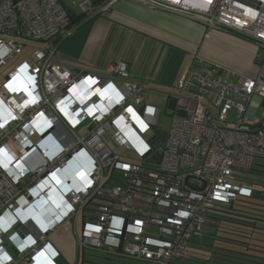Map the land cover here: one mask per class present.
I'll return each mask as SVG.
<instances>
[{"label": "built area", "instance_id": "2783aa9c", "mask_svg": "<svg viewBox=\"0 0 264 264\" xmlns=\"http://www.w3.org/2000/svg\"><path fill=\"white\" fill-rule=\"evenodd\" d=\"M136 1L249 40L255 75L196 54L176 81L180 113L162 135L159 109L127 79L124 61L102 72L59 61L61 40L80 23L70 9L93 13L92 0H0V66L32 48L0 81V264H58L49 236L64 223L78 258L92 250L177 264L191 237L208 231L210 211L251 193L240 173L264 159V111L255 114L264 108V0ZM75 152L89 160L83 188L59 192L48 207V176Z\"/></svg>", "mask_w": 264, "mask_h": 264}, {"label": "crops", "instance_id": "0c3cea01", "mask_svg": "<svg viewBox=\"0 0 264 264\" xmlns=\"http://www.w3.org/2000/svg\"><path fill=\"white\" fill-rule=\"evenodd\" d=\"M103 2L92 0L93 13H84L92 17L74 27L58 46L59 61L71 69L102 72L108 64L124 61L129 71L127 79L145 86V101L153 98L149 102L156 106L166 97L171 111L176 81L196 54L244 75L256 73V47L241 36L216 29L206 31L186 16L136 0H115L109 11L99 12ZM70 12L74 20L83 15L74 9ZM49 240L57 250L63 243L74 246L71 225L62 224ZM12 250L8 249L16 256L14 246Z\"/></svg>", "mask_w": 264, "mask_h": 264}, {"label": "trees", "instance_id": "16d2710c", "mask_svg": "<svg viewBox=\"0 0 264 264\" xmlns=\"http://www.w3.org/2000/svg\"><path fill=\"white\" fill-rule=\"evenodd\" d=\"M92 15H80L72 22L81 23ZM78 25L79 23L74 24V27ZM250 169H254L253 165ZM240 178L251 189V193L248 196L237 197L233 203L222 209L210 211L211 224L214 219L218 222L213 223V227L211 225L212 230L208 226L210 231L201 236H206L211 241H205L202 247L198 248L191 242L198 246L199 242L190 240L187 258L178 261L177 264H264V237L254 235L264 231V191L261 189H264V185L256 188L249 178L241 176ZM262 234L264 235V232ZM193 248L199 249L201 253L197 250L193 252L191 250ZM103 256L106 264H115L111 262V258H114V262H120V258Z\"/></svg>", "mask_w": 264, "mask_h": 264}, {"label": "rangeland", "instance_id": "374dc122", "mask_svg": "<svg viewBox=\"0 0 264 264\" xmlns=\"http://www.w3.org/2000/svg\"><path fill=\"white\" fill-rule=\"evenodd\" d=\"M74 1H75V3H79L82 0H74ZM31 50H32V48L26 47L22 51L17 52L16 54H14L7 62L2 64L0 66V81H1V77L3 79V76L10 69H12L16 64H18L25 56H27L30 53ZM259 50H260V52L263 51L262 49H259ZM149 101L153 102L154 99L150 98ZM149 101H148V98H147L146 102L148 104L152 105V103H150ZM155 104H156V106L155 105H153V106H155V107H157L159 109V112H158L157 118H156V123H157V126L159 127L158 130L160 131V134L165 135L166 132L169 130L170 126H171L174 114L180 113V110H179V108H175L174 111H171L170 108L166 104V97L165 98L162 97ZM251 105H254V103H251ZM190 107H192V101L189 102L188 108H190ZM263 111H264L263 107L256 106L255 114H256L257 118H261L262 117ZM152 134H153V132H151V135ZM73 139H75L74 136H73ZM155 142H157V141H155ZM135 157L136 156L133 153L130 154V158H135ZM71 160L73 161V159H71ZM130 160L132 161L133 159H130ZM66 165L67 164H65L64 166H66ZM253 168L255 170L257 169V172L256 171L254 172V170L249 169V170H247V172L246 171L245 172H241L240 176L243 177V178L244 177L249 178V180L253 181L252 184L256 188H261L264 185V178H262L261 176H264V175L262 174V172L258 171V169L259 170L264 169V159L263 158H258V157L254 158V160H253ZM261 189L264 191L263 188H261ZM215 222L217 223L218 220L214 219V221H212V224L210 222L209 226L211 227V225H212V227H213V223H215ZM59 227H61V226H59ZM75 227H76V232H80V229H79L80 223L78 224V222L76 221ZM212 227H211V230H212ZM214 227H216V226H214ZM209 231H210V228H209L208 232ZM262 232H264V231H262ZM262 232L259 231L258 233H255L254 234V235H256L255 237H264ZM205 233L206 232H204V234ZM190 240L191 241H198L199 242V246H198V244H196V243L194 244L193 242H191L192 245H195L198 248H201L202 245H203L202 243H205V241H207V242L211 241L210 238H207L206 236H201V235H194V236L191 237ZM4 245L9 250L13 249L12 243L10 241H6L4 243ZM74 248H75V246H71L69 244L63 243V247L59 250V255H58L59 258L57 257L58 258L57 259L58 264H73V262H75V259H74V257H75V249ZM191 250L193 252H196V250H197L198 252L201 253V251L199 249L194 250V248H193ZM85 257H88V260H90L92 262H95L96 264H105V259L103 258L104 256H103V254L101 252L92 251V250L91 251H86ZM186 258H187V256L184 257L183 260L186 259ZM113 259L114 258H111V262L115 263V264H136L137 262L139 264L143 263L142 261H136V260H133V259L122 258V257L120 258V262H118V261L114 262Z\"/></svg>", "mask_w": 264, "mask_h": 264}, {"label": "bare ground", "instance_id": "6f19581e", "mask_svg": "<svg viewBox=\"0 0 264 264\" xmlns=\"http://www.w3.org/2000/svg\"><path fill=\"white\" fill-rule=\"evenodd\" d=\"M127 135L133 142L138 143V139L133 134L127 132ZM71 157L74 162L71 160L68 168L56 169L49 174L50 188L44 193L48 198H54L59 192L68 189L80 190L83 188V172L86 170V165H89L88 156L84 153L75 152ZM32 158L34 159L31 163H36V157L33 155Z\"/></svg>", "mask_w": 264, "mask_h": 264}, {"label": "clouds", "instance_id": "9594fccd", "mask_svg": "<svg viewBox=\"0 0 264 264\" xmlns=\"http://www.w3.org/2000/svg\"><path fill=\"white\" fill-rule=\"evenodd\" d=\"M69 162H70V161H69ZM69 162H68V164L63 168V170L69 167V165H70ZM67 191H68V190H65V191H62L61 193H66ZM52 199H53V198H48V197L45 196V195L43 196V200H44L45 204L48 205V207H49V205H52Z\"/></svg>", "mask_w": 264, "mask_h": 264}, {"label": "water", "instance_id": "95a60500", "mask_svg": "<svg viewBox=\"0 0 264 264\" xmlns=\"http://www.w3.org/2000/svg\"><path fill=\"white\" fill-rule=\"evenodd\" d=\"M75 262H76V259H75ZM75 262H73V264H75ZM85 263L96 264L95 262H92V261H90V260H87V259L85 258V252L82 251V253H81V259H80L79 264H85ZM105 264H106V263H105Z\"/></svg>", "mask_w": 264, "mask_h": 264}, {"label": "flooded vegetation", "instance_id": "af4514ba", "mask_svg": "<svg viewBox=\"0 0 264 264\" xmlns=\"http://www.w3.org/2000/svg\"><path fill=\"white\" fill-rule=\"evenodd\" d=\"M253 170H254V172H255V171L257 172V169H256V170L253 169ZM258 171L262 172V174L264 175V169H262V170H259V169H258ZM261 177L264 178V176H261ZM85 253H86V252H85ZM85 258L88 260V257H85ZM74 259H76L75 264H79L81 257L78 258L77 250H76V249H75V258H74ZM74 259H73V260H74ZM85 264H90V263H85Z\"/></svg>", "mask_w": 264, "mask_h": 264}, {"label": "snow or ice", "instance_id": "6c2138e0", "mask_svg": "<svg viewBox=\"0 0 264 264\" xmlns=\"http://www.w3.org/2000/svg\"><path fill=\"white\" fill-rule=\"evenodd\" d=\"M109 87H111V85H109ZM151 111V110H150ZM182 215H183V213H182Z\"/></svg>", "mask_w": 264, "mask_h": 264}]
</instances>
